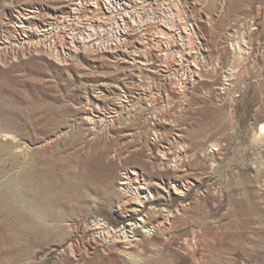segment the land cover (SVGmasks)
<instances>
[{
    "label": "rangeland",
    "instance_id": "1",
    "mask_svg": "<svg viewBox=\"0 0 264 264\" xmlns=\"http://www.w3.org/2000/svg\"><path fill=\"white\" fill-rule=\"evenodd\" d=\"M123 1L0 0L1 264H264V0Z\"/></svg>",
    "mask_w": 264,
    "mask_h": 264
},
{
    "label": "bare ground",
    "instance_id": "2",
    "mask_svg": "<svg viewBox=\"0 0 264 264\" xmlns=\"http://www.w3.org/2000/svg\"><path fill=\"white\" fill-rule=\"evenodd\" d=\"M4 150V148H0V151ZM136 175V171H132V173H128L127 171L126 176H124L125 178H123L121 182L122 188L130 189L129 184H131L132 181L138 179V176ZM47 177L49 179L48 186L45 183ZM22 179L24 185V193L25 196H27L28 209H26L27 211H23L16 208V210L18 211L17 221L22 224L25 234L32 237L31 239H40L41 237H47L51 235V229L42 224V222L37 221H40V219L44 215H55L53 213V208H55V206L59 203L58 178L55 174H47L44 170L42 162L33 161L25 168L22 174ZM86 186H88V179H83V181L75 187L77 201L80 204H83L85 201L83 191ZM13 207L17 206L13 205ZM130 226L132 227L133 224H131ZM16 238L17 237L15 236L14 238H10L0 235L1 243L4 242L8 246L6 248H0V257L7 253L10 257L9 259H11L12 261L13 259L22 258L25 255L28 250L30 241L32 240L28 239L25 242H18L14 241V239ZM133 239V237L130 238V240ZM2 262L3 261L0 260V264Z\"/></svg>",
    "mask_w": 264,
    "mask_h": 264
},
{
    "label": "built area",
    "instance_id": "3",
    "mask_svg": "<svg viewBox=\"0 0 264 264\" xmlns=\"http://www.w3.org/2000/svg\"><path fill=\"white\" fill-rule=\"evenodd\" d=\"M111 2H112V8H113V11H115L116 12V14H117V16H118V20H120L122 17H123V15H121L122 14V10L124 9V8H122V10H121V8H120V6H124L125 4H124V1L123 0H111ZM94 36H95V34H94ZM91 38V37H90ZM90 38H89V41H90ZM98 41H99V38H98V34L95 36V39L94 40H92V41H90V46L92 45H97L98 44ZM109 42H107L106 43V45H102V46H100V48H98V49H100L101 50V48L102 49H108L109 47H111L112 46V44L113 45H115L114 43H110V45L108 44ZM97 49V50H98ZM126 174H127V172L125 173V176H126ZM123 178H125V177H123Z\"/></svg>",
    "mask_w": 264,
    "mask_h": 264
}]
</instances>
